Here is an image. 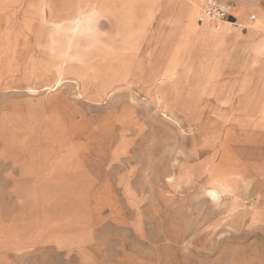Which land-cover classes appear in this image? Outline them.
<instances>
[{"label": "rangeland", "instance_id": "1", "mask_svg": "<svg viewBox=\"0 0 264 264\" xmlns=\"http://www.w3.org/2000/svg\"><path fill=\"white\" fill-rule=\"evenodd\" d=\"M181 1L14 0L5 10L0 1V23L12 10L22 30L1 40L0 264H264L263 67L239 52V74L221 79H239V91L222 101L204 85L153 83L143 52ZM188 1L203 9L206 0ZM151 6L144 41L132 44L145 50L124 51L126 27L142 26ZM249 13L239 30L247 48L264 40ZM79 15L103 33L79 38ZM53 28L61 34L47 37ZM62 70L65 81L42 90ZM215 174L238 181L212 198Z\"/></svg>", "mask_w": 264, "mask_h": 264}, {"label": "bare ground", "instance_id": "2", "mask_svg": "<svg viewBox=\"0 0 264 264\" xmlns=\"http://www.w3.org/2000/svg\"><path fill=\"white\" fill-rule=\"evenodd\" d=\"M0 1L2 2V7H4L1 8V10L9 9L8 3L10 4L14 2V0ZM181 3L182 7L180 10L171 14L169 13L166 18L161 20L163 25L160 34H162V36L158 38L155 48H151L148 51L146 50L143 52V54H146L149 58V62L155 63L153 83H165L168 87H171V81L174 80L173 83L177 86L181 84H183V86H187V91H190L191 93L197 92L200 90V87L204 85V91L206 90L208 95H211L217 101H222V98H220L222 92L226 91L234 93L239 91V79L234 80L233 82L229 81L227 85L225 80L221 81V79L225 78L224 76L227 73L226 70L229 71L227 77H229L230 72H233V70L239 74V52L242 54L245 52L246 54H253L254 57L259 58V61L258 59H253L251 66L261 61L260 66H262L263 69L258 73L257 78L260 85L264 87V53L256 54L262 50L264 40L262 41L263 44H255L250 48L244 47V45L241 44L239 45V26L242 22L234 21L235 23L232 22V24L230 21H221L217 22L215 25H210L209 20L203 17V21L199 23L197 18L202 16V8L200 9L197 5L194 6V4L191 5L188 0H183ZM237 4L239 8L238 14L244 18L243 20H248L251 16L250 13L247 14V9H249L250 12L255 13V19L258 23L253 30L257 33L263 31L264 9L258 7L256 10H251L247 6V1L242 2V0L238 1ZM10 11V14L6 15L7 21L0 23V54L6 49L3 47L1 40L9 41L13 36L18 35L21 30L13 18L12 10ZM48 11L49 13H53V10L50 9L49 3L45 1L41 2L38 6V12L41 16L42 22L45 20V14ZM154 13V8L151 6L147 9L145 17L141 20L142 26L140 25L135 31L134 29L130 30V28L126 27V31L129 33L126 36L127 47L124 51L130 50L133 52H139L138 54H140V50L141 52L142 50H145L142 47L138 49L132 48V44H135V46H141L139 43H142L141 40L144 41L142 39L143 30H146L144 27L145 25H148L149 20L153 18ZM230 18L233 20V17ZM43 23L46 24V22ZM225 24H229V27L238 26L235 29V33H230V37L226 35L227 33H223L225 30L229 29L228 27L225 28ZM167 27L170 28V31L165 32ZM57 29L58 28H53V32H47V37H50L51 33L53 35H60L61 32H58ZM76 31H78L79 38L83 37L86 40H90V38L91 40L92 38H97L99 34L103 33V31L98 29L94 22H90L89 20L86 21L80 15L78 16ZM52 39L54 40V36L51 40ZM75 44L79 45L80 42L75 41ZM75 44L71 48V51L73 50L72 56L74 55L75 49H77ZM224 44H227V49H225L224 52H221L220 49ZM5 45L6 44H4V46ZM157 47L158 51L156 52L155 49ZM126 54L131 55L129 53ZM72 56L68 57L67 53L66 59L70 61ZM180 69H183L181 73H179ZM64 79L65 76L62 70L61 75L57 78V80L53 84L43 86L44 88H42V90H55L61 85ZM247 83L248 82L244 80L240 89H243L245 87L244 85ZM27 87L31 92L37 91L32 84H29ZM162 92V90L157 91V98L163 96ZM257 95L260 96L259 93H257ZM262 119L259 120L260 122L254 123V126H262ZM236 181H238V178L230 176L222 177L219 174H215L212 179V186L205 189V193L209 195V197L216 198L218 195L229 191L233 184H236Z\"/></svg>", "mask_w": 264, "mask_h": 264}, {"label": "built area", "instance_id": "3", "mask_svg": "<svg viewBox=\"0 0 264 264\" xmlns=\"http://www.w3.org/2000/svg\"><path fill=\"white\" fill-rule=\"evenodd\" d=\"M232 16V4L224 0H206L202 9V16L198 21L202 22V18H208L213 22L229 21ZM252 18H254L252 16Z\"/></svg>", "mask_w": 264, "mask_h": 264}, {"label": "crops", "instance_id": "4", "mask_svg": "<svg viewBox=\"0 0 264 264\" xmlns=\"http://www.w3.org/2000/svg\"><path fill=\"white\" fill-rule=\"evenodd\" d=\"M228 1L231 2L233 4V6H236L237 2H238V0H233V1L228 0ZM248 12H249V9H247V14H248ZM231 17H233V20H232V18H230V20H229L231 23L232 22L234 23L235 20L241 22L244 19L243 17L240 16V14H235L234 12H232V16ZM248 21L250 22V20H248ZM198 22H200V21H198ZM225 25H229V24H225ZM239 27H240L239 29H241V31L243 29H248L246 27L244 28V26L241 27V25ZM225 28H227V27H225ZM228 28L229 29L225 30L223 33H227L226 35L230 37V35H231L230 33H233V31H235L236 27L231 26V27H228Z\"/></svg>", "mask_w": 264, "mask_h": 264}]
</instances>
